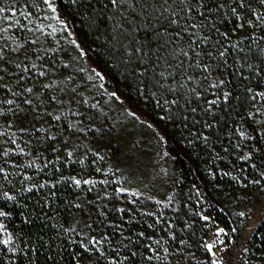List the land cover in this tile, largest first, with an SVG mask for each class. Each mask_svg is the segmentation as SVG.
<instances>
[{"label": "trees", "instance_id": "trees-1", "mask_svg": "<svg viewBox=\"0 0 264 264\" xmlns=\"http://www.w3.org/2000/svg\"><path fill=\"white\" fill-rule=\"evenodd\" d=\"M60 2L107 83L186 159L140 124L136 146L166 152L173 190L124 188L126 106L100 88L48 0H0V225L12 236L0 226V264H213L210 221L233 231L228 201L255 205L264 189V3L208 0L207 20L195 9L181 20L204 26L168 42L137 0ZM237 264H264V218Z\"/></svg>", "mask_w": 264, "mask_h": 264}, {"label": "rangeland", "instance_id": "rangeland-1", "mask_svg": "<svg viewBox=\"0 0 264 264\" xmlns=\"http://www.w3.org/2000/svg\"><path fill=\"white\" fill-rule=\"evenodd\" d=\"M48 4L51 10L53 19L64 26L71 34L73 40L80 48L87 64L94 69L100 78V88L112 96L115 92V97L124 103L126 106L129 117H125L124 125L121 127V137L128 144L127 157L124 158L122 163L124 175L122 176V184L128 191L137 193L142 196H156L160 199L169 197L172 190L171 176L166 166V152L161 147L155 148L143 155L141 148L136 146L135 140L142 129V125L145 124L153 128L161 141L163 142V148L165 146H172L180 154L181 157L186 159L185 154L180 148L175 138L168 133L160 124V122L140 110L126 98L118 93L115 87L110 86L104 73L99 69L97 62L92 57L89 49L82 44L79 39V34L75 24L71 18L65 12L60 0H48ZM55 9V10H53ZM103 76V79H101ZM110 104L111 101L107 100ZM117 109V107L115 106ZM113 107V109H115ZM135 118L137 122H133L130 119ZM165 145V146H164ZM129 154V157H128ZM261 201L255 205L247 201L246 198L241 201L230 200L228 201L229 218L232 225V230L229 231L225 226L216 220H211L209 223V232L205 238L206 246L213 245L212 250L209 251L213 262L216 264H237L238 260L247 248L248 242L255 232L260 221L264 218V189ZM225 213V210H222ZM243 214V215H241ZM2 231L5 239L10 241L12 236L9 229L1 224ZM224 231L221 232L220 230ZM241 230L237 238L233 235V232ZM208 248V247H207ZM209 250V249H208Z\"/></svg>", "mask_w": 264, "mask_h": 264}, {"label": "snow or ice", "instance_id": "snow-or-ice-1", "mask_svg": "<svg viewBox=\"0 0 264 264\" xmlns=\"http://www.w3.org/2000/svg\"><path fill=\"white\" fill-rule=\"evenodd\" d=\"M125 2L126 0H110V3L114 7ZM214 2L217 3L219 7H223V4L220 3L219 0H214ZM137 3L141 6V13H143L145 5L152 7L154 12H158L156 16V21H160L161 19H163L164 23L162 27H164L165 29V31L159 33V35L163 37H168V42H171L174 39L181 38V33H187L189 27L193 29H198L204 26L203 24H191L181 26V20L184 18L191 17V14L193 13L194 9L198 12L201 8L209 10L211 9V5L208 3V0H137ZM261 3H264V0H261ZM243 4L244 0H237V7ZM236 10V7H233L231 9L233 13H235ZM4 11V8H0V13H3ZM199 15L204 17L205 20H207L205 12H199ZM178 17L180 19H178ZM257 18L260 19V17ZM170 25L176 26L175 37L171 36L167 30L168 26ZM195 34L196 33H192L191 35ZM191 35L189 36V39H191ZM136 51L139 52L140 49L137 48ZM184 55L187 56V52H185ZM221 55H223V53H221ZM101 79H103V76H101ZM189 79H191V77H189ZM221 83H223V81H221ZM28 91H31V89H28ZM112 95L115 96L116 93L113 92ZM8 103L11 104L12 101H8ZM56 119H59V117H56ZM76 183H79V181H76ZM220 231L223 232L224 230L221 229ZM207 247L209 251H211L213 245L209 244L207 245ZM213 264H216V262L214 261Z\"/></svg>", "mask_w": 264, "mask_h": 264}]
</instances>
